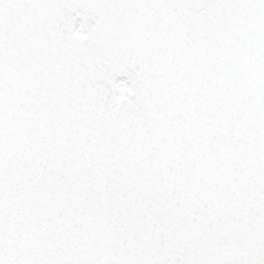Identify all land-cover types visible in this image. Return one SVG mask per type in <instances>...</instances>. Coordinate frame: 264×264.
<instances>
[{"label": "snow or ice", "instance_id": "1", "mask_svg": "<svg viewBox=\"0 0 264 264\" xmlns=\"http://www.w3.org/2000/svg\"><path fill=\"white\" fill-rule=\"evenodd\" d=\"M0 264H264V0H0Z\"/></svg>", "mask_w": 264, "mask_h": 264}]
</instances>
